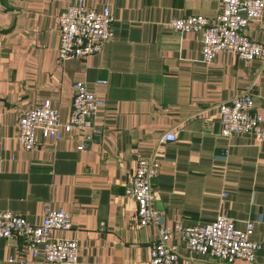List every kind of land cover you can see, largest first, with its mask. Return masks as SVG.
<instances>
[{"label": "crops", "instance_id": "obj_1", "mask_svg": "<svg viewBox=\"0 0 264 264\" xmlns=\"http://www.w3.org/2000/svg\"><path fill=\"white\" fill-rule=\"evenodd\" d=\"M72 1L0 0V212L38 226L45 207L64 211L70 230L50 235L75 243L77 264H149L155 232L137 227L134 202L123 189L135 163L154 155L152 206L164 227L225 216L237 230L251 222L250 240L263 243L264 141L219 136L215 106L249 89L264 125V66L225 51L206 65L201 33L165 26L189 16L212 23L219 0H82L86 10L108 8L110 36L98 53L58 65L57 18ZM246 27L249 41L264 46V10ZM73 82L103 102L94 118L101 135L81 151V136L61 129ZM44 101L57 113L60 137L34 131L35 146L23 151L15 140L18 116ZM168 131L174 141L155 148ZM169 243L178 254L173 264H213L187 254L177 236ZM24 245L0 239V264H47ZM252 264H264V252Z\"/></svg>", "mask_w": 264, "mask_h": 264}, {"label": "built area", "instance_id": "obj_2", "mask_svg": "<svg viewBox=\"0 0 264 264\" xmlns=\"http://www.w3.org/2000/svg\"><path fill=\"white\" fill-rule=\"evenodd\" d=\"M219 12L212 23L200 16L173 18L165 26L179 33H201L200 61L208 65L214 55L230 52L239 61L260 60L264 66V46L249 41L246 26L257 22L263 13L262 0H219ZM114 21L105 6L99 12L86 10L82 0H73L57 18L58 43L56 63L72 59H83L98 53L102 44L110 36V26ZM249 90V89H248ZM248 90L216 105L218 112L219 136L227 139L237 135H250L261 143L264 141L262 118L252 109V95ZM69 118L61 127L64 133L75 131L81 136L82 144L76 147L81 151L86 144L101 135L94 124L96 109L103 102L94 98L82 82H73ZM15 140L23 151L35 146L34 131L43 138L56 141L58 116L47 101L23 110L18 116ZM175 139L172 131L159 135L156 147L171 143ZM134 172L128 177L123 189L124 197L132 199L135 205L134 216L139 229L150 226L155 232V241L148 248L149 264H173L178 260L175 245L169 243L174 236L179 238V246L187 254L199 257L213 264H233L235 261L252 264L257 252H264V242L250 240L252 224L246 221L242 230L234 228L233 219L217 216L204 225L162 224V212L152 206V180L157 175V161L154 155L135 163ZM1 171V169H0ZM221 194V197H224ZM40 225L0 212V239L19 238L25 243V251L35 258L41 254L47 264H77L76 245L73 241L51 238L52 232L70 230V218L62 211H52L45 207ZM102 224H99L101 229ZM12 260H8V263ZM18 264H23L19 261Z\"/></svg>", "mask_w": 264, "mask_h": 264}]
</instances>
